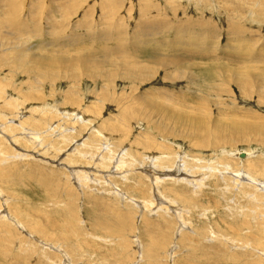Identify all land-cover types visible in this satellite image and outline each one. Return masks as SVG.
<instances>
[{
  "label": "rangeland",
  "instance_id": "374dc122",
  "mask_svg": "<svg viewBox=\"0 0 264 264\" xmlns=\"http://www.w3.org/2000/svg\"><path fill=\"white\" fill-rule=\"evenodd\" d=\"M0 7V264H264V189L231 179L243 171L264 182V128L254 123L264 122V62L254 63L264 60V0H0ZM139 19L164 32L144 35ZM151 46L184 57L174 80L148 57ZM24 51L27 60L74 62L82 54L117 64L106 61L96 73L61 64L37 74L36 62L27 61V72L15 62ZM126 53L155 69L152 78H121ZM241 57L254 60L245 95L233 82ZM161 90L212 121L240 115L250 129L224 126L222 136L203 138L169 122L155 129L147 120L159 115L142 99ZM23 127L45 131L42 144ZM153 162L159 172L184 166L189 179L155 183Z\"/></svg>",
  "mask_w": 264,
  "mask_h": 264
},
{
  "label": "bare ground",
  "instance_id": "6f19581e",
  "mask_svg": "<svg viewBox=\"0 0 264 264\" xmlns=\"http://www.w3.org/2000/svg\"><path fill=\"white\" fill-rule=\"evenodd\" d=\"M2 7H0V9H1ZM56 12V11H55ZM6 13V12H5ZM5 13H2V14H5ZM154 16V15H153ZM157 16V15H156ZM85 17V16H84ZM141 19L143 18V14H141ZM86 18V17H85ZM141 19H139V21H140V26H141V28H143L144 26L143 25H145V24H147L146 26H147V28L146 27H144L142 30H141V28L139 29V30H141V33L143 32L144 33V35H149V36H154V35H159L161 32H164V28L163 27H153V28H151V24H152V22L153 21H147V20H145V22L143 23L142 21H141ZM1 20V19H0ZM3 22V21H2ZM0 24H1V21H0ZM6 27V26H5ZM86 27V26H85ZM149 28H151L150 30H149ZM17 29V28H16ZM139 30H137V31H139ZM147 30H149V32H147ZM24 31V30H23ZM146 31V32H145ZM7 32V31H6ZM92 33L89 35V32H86V34L88 35V37H91L92 36V34H93V32L94 31H91ZM4 33V32H3ZM2 33V34H3ZM7 33H9V32H7ZM19 33V32H18ZM17 33V34H18ZM24 33V32H23ZM9 34H16V30L14 31H12L11 30V32L9 33ZM104 34V33H103ZM210 34V33H209ZM200 34H198L197 36H195V37H192L193 38V40L196 42H198V41H201L200 39H201V37L202 36H199ZM17 36V35H16ZM18 36H19V34H18ZM20 36H22V34L20 35ZM85 36V35H84ZM104 38V37H103ZM139 38V37H138ZM176 39H178V37L176 36L175 37ZM94 39H96V41H98V40H100L101 39V36L100 35H98L97 37H94ZM94 39H92V40H94ZM108 39V38H107ZM14 40H15V43H16V39L14 38ZM105 40V39H104ZM19 42V41H18ZM78 42H79V40H78ZM146 43H148L147 41H145ZM80 43V42H79ZM143 43H144V41H143ZM145 43V44H146ZM157 44L159 43L161 46H163L164 45V41L162 40V42H156ZM178 43H179V45H182V48H188V46H196V44L194 43V42H191V41H188V44H186V43H184L183 41H178ZM213 43V42H212ZM152 44H153V42H152ZM157 44H156V46H157ZM199 44V43H198ZM202 44V43H201ZM200 44V45H201ZM80 46H81V43L79 44ZM159 45V48L161 47ZM75 46V45H74ZM102 46V45H101ZM153 46V45H152ZM150 47L151 49L150 50H148V52H150V56L148 55V57H151V58H154L155 59V62L157 63V65H159L160 67H167L168 69H167V71L165 72V78L166 79H175V77H176V75H178L179 73V71L181 72V70H179V62L180 61H182L183 60V58L182 57H179L178 55H177V57L176 56H173V55H171V54H167L166 55V57H163V55H162V52H160V50H159V48H156V47ZM103 47V46H102ZM143 48V47H145V46H142V44L141 45H137V46H135L134 48L135 49H138V48ZM158 47V46H157ZM163 47H165V46H163ZM202 47V46H201ZM14 48V47H13ZM112 48V47H111ZM167 48V47H166ZM4 49V48H3ZM161 49H162V47H161ZM120 51L122 50V48H120L119 49ZM166 50H168V49H166ZM185 50V49H184ZM184 50H183V53H188V51L187 50H185V51H187V52H184ZM3 51H5V50H3ZM7 51H8V49H7ZM104 51V50H103ZM105 51H106V47H105ZM118 51V49L116 48V52ZM143 51L145 52L146 50L145 49H143ZM142 51V52H143ZM126 52V51H125ZM29 53V52H28ZM32 53V52H31ZM34 53V52H33ZM113 53V52H112ZM183 53H182V55L181 56H184L183 55ZM194 53H196L197 55H200V56H205V55H207V54H210V50L209 51H203L202 49L200 50H196ZM48 54V53H47ZM84 54V53H83ZM115 54V53H114ZM127 55H125V56H127V58H125V56H123V57H121L122 59H125L124 61L123 60H121L123 63H122V71H121V73L119 74L120 76H122L121 78H125V79H129L130 81H132V82H141V81H145V80H148V79H151L152 78V76L154 75V73H155V69H153V68H150V67H148L147 66V64H142V63H140L139 61H134L133 60V58H132V56L130 57V55L129 54H131V53H126ZM140 54V53H139ZM149 54V53H148ZM174 54V53H173ZM180 54V53H179ZM230 54V53H229ZM113 55V54H112ZM174 55H176V54H174ZM231 55V54H230ZM28 56V55H27ZM27 56H26V54H25V51L24 52H17L16 53V57H15V62L18 64V66L20 67H22L23 69H24V72H27V70L29 69V65L27 64V61H28V63L29 64H31L32 66H34V62H36V69H37V74H40V71H41V74H43V73H46V74H48L47 73V71L49 70V69H52V68H54V67H57V66H61V64L62 65H68V66H71V67H77V64L76 63H79L80 64V66L79 67H81V69H85V70H89V71H91V72H94V73H96V70H97V68H98V66L99 65H104L105 63H106V61H108V63L107 64H109L110 66H114L115 64H117L115 61H113V59H109V57H107V56H102V57H100V58H98V56H97V58L96 57H93V56H91V55H79L77 58H75V60L76 61H74V62H65V60H67L68 61V59H67V57L66 56H61L60 58H62V59H64V60H62V62H58L56 59H53V58H51V57H49V56H42V55H36V54H34L33 56V58H31L32 60H30V57H29V60H27ZM114 56V55H113ZM165 56V55H164ZM247 56V55H246ZM10 58V57H9ZM13 58V57H12ZM11 58V59H12ZM242 59H241V67L243 68V69H245V70H243L242 68H237V72H236V74L233 76L235 79H233V82L235 83V85L237 86V88L240 90V92L241 93H243L244 95L246 94L245 92H243L245 89L244 88H246V86H247V82H245V81H247V78H248V73H247V75H246V66H251V64H253L252 62L254 61V60H252V61H247L246 60V57H241ZM146 59V58H145ZM248 59V58H247ZM34 61V62H33ZM256 61H263L264 62V60L263 59H261V58H257V59H255V61H254V63H256ZM118 62V61H117ZM130 62V63H129ZM193 62H195V61H192V62H190L189 61V64L190 65H192L191 63H193ZM240 62V61H239ZM249 62V63H248ZM251 62V63H250ZM262 62V63H263ZM118 63H120V62H118ZM155 63V64H156ZM259 63V62H258ZM25 64H27V66H24ZM197 65H198V63H196ZM173 65V66H172ZM187 65V64H186ZM200 65V64H199ZM24 66V67H23ZM185 65H182L181 67H184ZM202 66V65H201ZM63 67V66H62ZM187 67V66H186ZM190 67H192V66H190ZM194 67V66H193ZM199 67V69H200V66H198ZM70 68V67H69ZM121 68V67H120ZM248 68V67H247ZM260 68V67H259ZM30 69H33V68H30ZM250 69V68H249ZM55 70V69H54ZM79 70V69H78ZM175 70H177L178 72L177 73H174V71ZM251 70V69H250ZM51 71V70H50ZM83 71V70H82ZM199 71V70H198ZM53 72V71H52ZM183 72V74L185 73V70H183L182 71ZM254 72V71H253ZM256 72V71H255ZM262 73H264V72H262ZM93 74V73H92ZM254 74V73H253ZM256 74H257V72H256ZM259 74H260V76H262V77H264V74L263 75H261V73L259 72ZM111 75V74H110ZM180 75H181V73H180ZM179 75V76H180ZM192 76H193V74H192ZM259 76V77H260ZM188 77V76H187ZM94 78V77H93ZM195 80H197L196 79V76L195 77H191L190 78V81H191V83H192V85H193V82L195 81ZM264 80V79H263ZM39 81V80H38ZM139 82V83H140ZM211 86V87H215V86H212V85H210V84H208L207 83V86ZM197 87V86H196ZM217 89H215V93L216 94H219L220 95V93H217V91H219V92H223L222 91V88H218V90L216 91ZM39 92V91H38ZM37 92V97H38V93ZM214 93V92H213ZM176 93H174V92H171V91H163V90H161V91H152L151 92V94H148V95H146V97H144L142 100H145V101H147L149 104H145V105H147L148 107H150L152 110H155L157 113V115H159L158 116V118H157V120H152V119H148L147 121L148 122H152V123H154V127H155V129L156 128H159L160 127V125H168V123L167 122H169L170 124V126H172V124H173V127L175 128V127H184V128H187L186 130L188 131V129L189 130H191V131H193L194 133H196V134H199V135H201V137L203 138V136H205L206 134H210V133H212V132H214V134H213V136L214 137H216V136H220L222 133H226V131L227 130H225V132H224V126H228V127H232V128H236V129H250V128H248V127H246V125H247V123H244V122H240V120H241V118H240V115H237V114H235V113H232L233 115H231V117H229L228 116V118H229V120L228 119H225L224 117H215V120H213L212 121V117H211V115H209L208 113H206L205 111H203V110H201V109H198L196 106H194V105H192V104H190L189 102H184V101H181L180 99H176V98H174V97H176ZM218 95V96H219ZM143 97V96H142ZM148 97V98H147ZM211 97V96H210ZM22 98V97H21ZM32 97L30 96V98H26V100H30ZM39 98H41V97H39ZM71 99V98H70ZM183 99V98H182ZM185 100V99H184ZM216 104L218 105V106H220V107H222L223 105H225L226 103L224 102V101H221V100H219V99H216ZM5 103V102H4ZM56 103V102H55ZM143 103V102H142ZM45 109H47L48 108V106L50 107V105H48V104H45ZM36 107V106H35ZM50 108H52V107H50ZM27 109V108H26ZM63 109V108H62ZM41 110H43V109H41ZM48 110V109H47ZM53 110V109H52ZM64 110V109H63ZM34 111V110H33ZM58 111H60L59 110V108H58ZM65 111V110H64ZM219 111L221 112L222 110L221 109H219ZM75 112V111H74ZM73 112V113H74ZM44 113H46V112H44ZM48 113V112H47ZM46 113V114H47ZM59 114L58 115H63V117L65 116V114L67 115V114H70L71 112H65V113H61V112H58ZM77 113V112H76ZM152 113H153V111H152ZM23 113H19V115H22ZM25 114V113H24ZM45 114V115H46ZM48 114H50V113H48ZM231 114V113H230ZM44 115V114H43ZM52 116V115H51ZM75 116H76V114H75ZM28 117H25V119L24 120H22V125H23V123H25V124H28V121L26 120ZM65 118V117H64ZM75 119V118H74ZM80 120L83 122V123H87V119L85 118V117H80ZM73 121V120H72ZM79 121V120H78ZM77 122V121H76ZM80 122V121H79ZM254 123H255V125L258 127V128H264V122L262 121V120H260V118L259 119H256L255 121H254ZM176 125V126H175ZM24 126V125H23ZM30 126H32V125H30ZM35 127V126H34ZM163 127V126H162ZM173 127H171V128H173ZM31 128V127H30ZM52 125H49V126H47V130H46V132L47 131H51L52 129ZM94 128H96V127H94ZM164 128V127H163ZM168 128V127H167ZM171 128H168V129H170L171 130ZM23 130H28V132H30V134L32 135L31 137H29V138H32V139H34V141L36 142H38V144H42V142H43V136H42V134L41 133H44L45 131H43V132H37V131H35V130H33V129H28V128H26V127H23L22 128ZM71 129V128H70ZM89 129V128H88ZM90 129H91V127H90ZM179 129H181V128H179ZM39 130V129H38ZM94 130H96V129H94ZM176 130V129H175ZM182 130V129H181ZM54 131V130H53ZM98 131V130H97ZM172 131V130H171ZM45 132V133H46ZM186 132V131H185ZM98 133H99V131H98ZM183 133V132H182ZM188 133V132H187ZM50 134V133H49ZM96 134H97V132H96ZM100 134V133H99ZM177 134H178V132H177ZM28 135H29V133H28ZM46 135V134H45ZM178 135H181V134H178ZM190 135V134H189ZM223 135V134H222ZM221 135V136H222ZM30 136V135H29ZM92 136V135H91ZM98 136V135H97ZM45 137V136H44ZM63 137V136H62ZM191 137H192V135H191ZM64 138V137H63ZM104 138V137H103ZM106 138V137H105ZM197 138V137H196ZM201 138V139H202ZM194 139V138H193ZM190 140V139H189ZM191 141H193V140H191ZM195 142H196V140H195ZM13 143V142H12ZM37 145V144H36ZM79 145V144H78ZM84 145V144H83ZM83 145H81L82 147H83ZM154 145H155V143H154ZM158 145V147H159V145L160 144H157ZM201 146H203V144H200ZM50 146V145H49ZM48 146V147H49ZM76 146V145H75ZM80 146V147H81ZM85 146V145H84ZM44 149V148H43ZM49 149V148H48ZM73 150V149H72ZM71 150V151H72ZM76 150H78V149H76ZM74 151V150H73ZM79 151V150H78ZM71 153V152H70ZM251 154V153H250ZM22 156H28L29 154L28 153H23V154H21ZM156 155V154H155ZM233 155H236L238 158H241V156H240V154H239V152L238 153H234ZM248 155V154H247ZM31 156V155H30ZM37 156H40V155H37ZM98 156H100V155H98ZM33 159L34 158H37L36 156H31ZM153 158H157V155L156 156H154L153 155ZM39 159H41V158H39ZM103 159V158H102ZM101 159V160H102ZM43 160V159H42ZM100 160V159H99ZM151 160V159H150ZM243 160V159H242ZM45 161V160H44ZM48 161H45L44 163H47ZM120 162H123L122 160L120 161ZM159 162V161H158ZM117 163V162H116ZM155 162H153L152 163V166H150L149 165V173H148V175L151 177V180L153 181V182H155V183H159L163 178H168V177H170V179H182V180H185L186 181V179H189L188 177H189V175L187 174V171L185 170V167L183 166V167H181V166H175L174 168H172V169H170V170H166V171H162V172H159L158 171V168L156 167V165L154 164ZM157 163V162H156ZM239 163V162H238ZM122 164V163H121ZM124 164V163H123ZM142 164V163H141ZM150 164V163H149ZM250 164H251V162H250ZM143 165V164H142ZM114 166V165H113ZM227 166V165H226ZM249 166V165H248ZM256 166H258V165H256ZM255 166V167H256ZM261 166V165H260ZM115 167V166H114ZM116 167H118V166H116ZM259 167V166H258ZM209 168V167H208ZM257 168V167H256ZM263 168V166L261 167V169ZM118 169V168H117ZM116 169V170H117ZM167 169V168H166ZM260 169V168H259ZM211 170V169H210ZM223 170V169H222ZM245 170V169H244ZM255 170V169H254ZM257 170V169H256ZM263 170V169H262ZM73 171V170H72ZM246 171V170H245ZM74 173H76L75 174V176H76V178H78L79 176L77 175L78 174V172L77 171H73ZM86 172V171H85ZM189 172V171H188ZM216 172V171H215ZM224 172H225V169H224ZM224 172H223V174H224ZM262 174H263V172H261ZM71 174V173H70ZM79 174H82V173H79ZM147 175V174H146ZM193 175H195V174H193ZM204 175L205 174H198V175H196V176H193L194 177V179H203V177H204ZM253 175V174H252ZM251 174H249L248 172H234V173H232V178L231 179H235V181H238L239 179H247L248 180V182H250V183H253V184H255V185H257L260 189H264V182L263 181H260V180H257L254 176H252ZM264 175V174H263ZM202 176V177H201ZM206 176V175H205ZM173 177H176V178H173ZM162 178V179H161ZM76 180V179H75ZM181 180V181H182ZM240 181V180H239ZM214 182V181H213ZM240 183V182H239ZM195 186V185H194ZM156 187V186H155ZM202 187V186H201ZM257 187V188H258ZM127 198V197H126ZM159 198H161V197H159ZM159 198H156L157 199V204H159V201H160V203L161 204H164V207L167 209V208H172V209H174L175 207V205H174V203L172 202V201H165V200H162V199H159ZM164 199V198H163ZM132 202V201H131ZM147 202V201H146ZM146 204V203H145ZM177 204V203H176ZM142 205H143V203H142ZM148 205V204H147ZM149 206V205H148ZM179 209V208H178ZM7 217V216H6ZM11 219V218H10Z\"/></svg>",
  "mask_w": 264,
  "mask_h": 264
},
{
  "label": "water",
  "instance_id": "95a60500",
  "mask_svg": "<svg viewBox=\"0 0 264 264\" xmlns=\"http://www.w3.org/2000/svg\"><path fill=\"white\" fill-rule=\"evenodd\" d=\"M240 155L243 157L244 156V153H241Z\"/></svg>",
  "mask_w": 264,
  "mask_h": 264
}]
</instances>
